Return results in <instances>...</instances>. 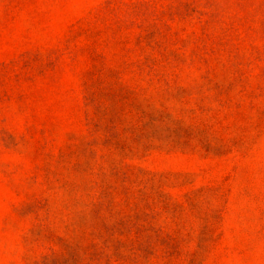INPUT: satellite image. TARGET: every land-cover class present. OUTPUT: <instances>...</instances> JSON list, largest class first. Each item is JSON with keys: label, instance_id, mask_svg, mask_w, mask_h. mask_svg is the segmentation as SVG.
I'll return each mask as SVG.
<instances>
[{"label": "rangeland", "instance_id": "rangeland-1", "mask_svg": "<svg viewBox=\"0 0 264 264\" xmlns=\"http://www.w3.org/2000/svg\"><path fill=\"white\" fill-rule=\"evenodd\" d=\"M0 264H264V0H0Z\"/></svg>", "mask_w": 264, "mask_h": 264}]
</instances>
